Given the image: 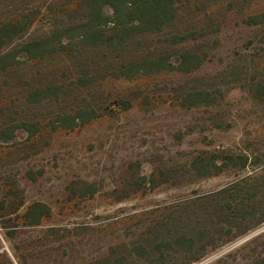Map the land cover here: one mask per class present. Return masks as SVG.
<instances>
[{
	"label": "rangeland",
	"instance_id": "rangeland-1",
	"mask_svg": "<svg viewBox=\"0 0 264 264\" xmlns=\"http://www.w3.org/2000/svg\"><path fill=\"white\" fill-rule=\"evenodd\" d=\"M174 3L162 32L91 47L82 0H0V28L24 21L0 45L11 264H264V0ZM47 36L66 46L25 51ZM185 52L201 62L181 72ZM159 58L172 67L133 69Z\"/></svg>",
	"mask_w": 264,
	"mask_h": 264
},
{
	"label": "trees",
	"instance_id": "trees-1",
	"mask_svg": "<svg viewBox=\"0 0 264 264\" xmlns=\"http://www.w3.org/2000/svg\"><path fill=\"white\" fill-rule=\"evenodd\" d=\"M82 2L85 3L88 9L87 20L84 23L75 25V44L78 43L81 46L122 45L133 34L162 32L176 16L174 0H82ZM104 6L111 9L110 15L104 14ZM23 22L22 20H16L15 23L0 28V45H3L5 37H11L12 29ZM105 25L110 27L108 35L103 33L102 30ZM176 38L181 40L184 39V36H177ZM65 46L66 43L62 42V38L47 36L32 41L24 48L30 56L37 57L44 55V53L56 51L58 47L63 48ZM14 57V55L9 54L0 56V68H5L7 59H14ZM180 58L181 61L176 69L181 72H188L198 67L201 62L200 57L190 52L182 53ZM170 67H172L171 64H167L165 58H159L157 60L139 61L133 66V69L137 73L149 74L170 69ZM15 128V126H12L0 130V139L11 138ZM37 207H29L24 214V219L32 217L31 225L40 224L49 212L45 205L38 204ZM12 233L8 232L5 235L10 239ZM0 260L6 264H11L7 255L3 252L0 253Z\"/></svg>",
	"mask_w": 264,
	"mask_h": 264
}]
</instances>
